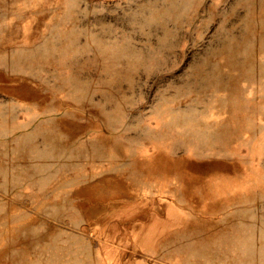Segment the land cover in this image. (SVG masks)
Returning <instances> with one entry per match:
<instances>
[{
  "label": "rangeland",
  "instance_id": "374dc122",
  "mask_svg": "<svg viewBox=\"0 0 264 264\" xmlns=\"http://www.w3.org/2000/svg\"><path fill=\"white\" fill-rule=\"evenodd\" d=\"M0 264H264V0H0Z\"/></svg>",
  "mask_w": 264,
  "mask_h": 264
}]
</instances>
